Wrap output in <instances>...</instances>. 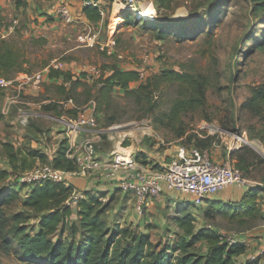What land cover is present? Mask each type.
<instances>
[{
    "label": "rangeland",
    "instance_id": "obj_1",
    "mask_svg": "<svg viewBox=\"0 0 264 264\" xmlns=\"http://www.w3.org/2000/svg\"><path fill=\"white\" fill-rule=\"evenodd\" d=\"M18 1L0 0V40L5 39L19 48L25 58L23 65L28 72L14 71L10 76L17 73H37L31 82L34 85V81L38 80L35 89L39 92L31 94L22 90L21 98L32 103H22V99L18 97V101L11 103L13 112L0 125V173H7L0 178V191L13 189L21 172L12 167L6 142H11L22 153L35 148L43 149L49 156L56 152L63 138H68L70 145L72 132L67 134V131H59V128L64 127V121L57 111L66 110L64 103L72 99V103H69L71 108L68 106L69 113L73 114L74 109L82 113L89 101L86 100L96 90L94 85L90 87V91L86 86H91L93 79L101 75L111 74L113 64L124 69H135L143 74L139 81L131 83L132 87L138 86L149 75L167 68L207 74L211 77V84L207 90L206 107L183 113L173 127L156 121V117L169 107L172 96L176 95L174 88L169 89V93L159 100L158 108L150 110L127 97L123 88L115 87L114 106L99 114L94 112L95 125L78 127L89 133L90 140H97L96 147L101 156L106 152H113L109 157L116 152H134L138 153L136 158L140 161L157 165L160 159L172 160L176 157L182 146L198 147L188 139V134L197 133L203 137L205 131L215 137L210 146L201 149H208L215 161L238 168L249 180L250 187L258 185L264 189V144L248 137L246 128L255 118L243 106L251 85L264 81V44H259L264 39V18L259 14L264 13V10L255 11L253 0H135L142 10L143 16L139 17L126 6L129 0H97L100 12L103 11L99 21H92L84 15V0H21L22 4H18ZM64 3L72 10L71 21L58 12V8ZM155 11V21L150 16H145ZM213 13H216L215 18L211 19ZM124 14L131 15L132 23L125 20ZM145 21H148L149 27L144 25ZM169 21L175 22L174 29L178 31H185L187 28L200 30L190 32L193 36H186L183 31L180 34L169 32L160 37L158 32ZM81 33H88L90 39L81 40ZM94 34L97 36L92 40ZM111 37L117 42L116 54H109L105 48V43ZM56 63L62 65L59 69L71 70L75 75L85 73L83 79L86 84L79 83L73 88L69 81L62 86L63 76H49L50 68ZM1 78L6 81L9 79ZM17 83L19 82H12ZM3 85L0 83V92L5 94V100L2 95V104L9 97L2 90ZM68 93H71L70 98ZM12 94L16 95L17 91ZM50 103L57 110L52 111L57 117L41 118L35 115L26 120L22 113L17 115L19 108L32 113L47 111L45 105ZM64 116L68 121L67 114ZM31 129L36 131L29 132ZM185 129V134L181 136ZM60 133L64 134L58 135ZM243 144L251 147L254 153L245 151ZM70 149L71 157H74V149ZM244 152L249 166L241 169L237 162L239 155ZM43 163L53 165L49 159L47 163L37 160L34 166ZM77 163L78 168L71 171L73 173L69 174V179L90 173L98 179L89 189L92 193H105L102 198L108 205L105 217L112 229L117 222L133 227L139 225L141 229L149 224L153 239L170 240L177 232H182L172 217L177 213V208L183 206L186 212L196 218L198 227L213 226L222 233L225 240L236 234L249 242L245 254L248 257L264 249V191L259 193L257 200L261 208L260 215L258 218L247 216L245 223L219 214L207 216L209 202L196 206L185 202L187 195L178 192L152 196L143 204L142 211H138L135 193L127 191V196H121L118 190L115 191L119 185H114L117 183L114 178H105L101 170L91 169L79 161ZM226 190L227 188L223 191ZM78 191L83 192L80 189ZM28 193V188L21 189L24 197ZM220 193L210 195L209 199H218ZM5 209L9 214L24 211L29 215L28 226L36 228L37 215L22 204V199L15 200L5 206ZM68 234L69 231L65 233ZM199 248L206 251L203 244ZM260 261L264 263L263 254ZM0 264L40 263L20 260L12 250L5 249L0 243Z\"/></svg>",
    "mask_w": 264,
    "mask_h": 264
},
{
    "label": "trees",
    "instance_id": "obj_2",
    "mask_svg": "<svg viewBox=\"0 0 264 264\" xmlns=\"http://www.w3.org/2000/svg\"><path fill=\"white\" fill-rule=\"evenodd\" d=\"M253 1L255 11L264 10V0ZM18 2L22 4L21 0ZM83 12L92 21H99L102 18L97 6L85 4ZM215 15L216 13H213L210 18L214 19ZM124 16L128 23H132L131 15ZM259 16L264 18V13ZM144 25L150 26L148 21H145ZM174 25V21H169L158 35L163 37L169 32L180 34L184 31L174 29ZM197 30L200 29L187 28L184 34L193 36L194 34L190 32L195 33ZM262 36L264 37V33ZM259 44L263 45L264 39ZM24 61V55L19 48L5 39L0 40V77L11 78L10 73L14 71L28 72V69L24 68ZM111 68V74L101 75L93 79L94 83L91 86H86L89 87L88 91L93 85L96 88L95 93L86 100L93 99L96 102L95 114L114 106V89L117 86L125 90L127 97L147 106L150 110L158 108L159 100L169 93V89L174 88L176 95L172 96L169 107L156 117V121L168 127H173L183 113L205 108L207 105V90L211 84V77L207 74L167 68L149 75L138 86L132 87V82L141 79L138 70L124 69L117 64H113ZM84 75L85 73L75 75L71 70L53 67L49 71L51 78L63 76L62 86L70 81L73 88L79 83L86 84ZM68 94L70 98L71 93ZM2 95L0 92V118L3 116ZM243 106L255 118L246 128L248 137L264 144V81L251 85ZM45 108L47 111H57L52 103L45 105ZM57 113L61 114V111ZM185 132L186 129L181 136ZM203 132V137L197 133H189L188 139L196 146L206 148L211 145L215 136ZM5 146L12 167L19 172L33 168L37 160L47 163L50 158L53 165L58 168L67 171H75L78 168L77 157L69 155L72 149L66 137L61 140L52 157L43 149L34 148L22 153L20 149L16 150L12 143H6ZM242 148L254 153L247 144H243ZM239 156L237 164L241 169H245L249 166L247 154L244 152ZM5 174L7 173L2 171L0 178ZM12 187L13 189L7 192L0 191V243L5 249L12 250L20 260L36 261L40 264H263L260 261L261 255L255 258L245 255L248 249L247 241L229 243L217 228L198 227L195 223L196 218L186 212L183 206H179L177 213L172 217L182 232H177L170 240L153 239L149 224L141 229L139 225L133 227L117 222L113 229L110 228L105 217L108 205L103 202L105 193L102 191L100 193H92L90 189L84 191L86 196L73 209L67 204L68 198L76 189L73 183L67 184L52 179L26 183L16 179ZM22 188L29 189L25 197L21 194ZM261 191H264L263 187L257 185L245 190L241 199L237 201L208 199L209 209L206 215L219 214L245 223L247 216L254 218L260 215L261 208L257 200ZM17 199H22V204L36 213V228L28 226L29 215L24 211L7 213L5 206ZM67 231L69 234L65 235ZM78 235L80 239L77 238ZM200 244L206 246V251L200 250Z\"/></svg>",
    "mask_w": 264,
    "mask_h": 264
},
{
    "label": "built area",
    "instance_id": "obj_3",
    "mask_svg": "<svg viewBox=\"0 0 264 264\" xmlns=\"http://www.w3.org/2000/svg\"><path fill=\"white\" fill-rule=\"evenodd\" d=\"M83 4L99 7V1L97 0H84ZM126 6L132 9L135 16H143L142 10L139 9L135 0H129ZM58 12L68 21L73 19L72 10L66 3L58 8ZM145 16H150L149 18H153L154 20L157 19L156 11ZM79 36L83 41L87 38L90 39L88 33H81ZM96 36L97 34H94L92 40ZM116 44V40L111 37L105 43L106 51L109 54H116ZM53 66V68H61L62 65L56 63ZM0 83L6 84L8 82L4 78H1ZM71 101L72 99H69L68 103H72ZM22 116L26 120L29 118V114L25 112L22 113ZM67 123L69 129L73 131V139L76 136L75 131H78V127L90 124L95 125L96 117L94 113L88 114L84 109L77 119L70 118ZM96 141L89 138L83 141L79 147L80 156H77L73 152L74 156L77 157V160L82 165L91 169L101 170L105 178H114L121 189L134 192L137 199L136 207L138 211H142L143 204L150 197L160 196L167 192L186 194L185 202L200 206L207 203L210 195L219 193L229 186H236L243 190L250 188L249 180L238 168L215 161L208 149L182 146L179 148L176 157L168 163L150 165L136 158L137 155L133 152L129 154L116 152L112 157L101 158L97 152ZM72 173L54 165L43 163V165H37L21 172L17 176V179L20 182L26 183H33L42 179H52L69 184L71 183L69 174ZM85 196L84 191L75 189L68 198L67 204L75 209L79 201ZM241 240L243 239L239 238L236 234L231 235L227 239L229 243ZM258 254L264 255V249L258 251L256 254H252L250 257L255 258Z\"/></svg>",
    "mask_w": 264,
    "mask_h": 264
},
{
    "label": "crops",
    "instance_id": "obj_4",
    "mask_svg": "<svg viewBox=\"0 0 264 264\" xmlns=\"http://www.w3.org/2000/svg\"><path fill=\"white\" fill-rule=\"evenodd\" d=\"M0 8H2V4L1 3H0ZM36 74L35 75H29L28 73H17L15 76H11V78H9L7 80L8 83H6V84L3 85L4 88L2 90H5L6 91V96L9 95V97H7V100L8 101L6 100L4 102V104H2V101H1L3 116H2V118H0V125L2 124V122L4 120L8 119V116L7 115L9 113L13 112V109H11V103L18 101V97L21 98L20 95L22 93V90H26V91H24V93L29 92L31 94H38L39 91H37L35 89V86H36L35 84H37L38 80L36 79L34 81V85L31 82V80L33 78H36V76H37ZM13 81H18L19 83L12 84ZM16 91H17V94L16 95L15 94H12V92H16ZM3 99L5 100V94L3 95ZM21 99H22V101H20V100L19 101L22 102V103H26V104L32 103V102L26 101L23 98H21ZM87 103L88 104L85 105L84 109L87 111L88 114L94 113V110H95V101L91 99ZM7 104L9 105L8 108H7ZM64 104H65L64 105V108H66V110H63L62 109L63 112H61V114H60V116L62 117L61 119L64 121V127L59 128V131L64 132V133L67 131V134H69V132H73V131H70L69 126H68V123H67V120L64 119V117H66V116H64V115L67 114V116H68L69 119L70 118L77 119L79 117L81 111L78 110V109H77L78 111H76V109H74L75 111H72L73 114H71V113H69L68 110H70L69 107L71 108L72 105L69 104V103H64ZM23 112L28 113L29 114V118H30V116H35V115L38 116V117L41 116V118H43L45 116L57 117V116H54L52 114V111H43V110H40V112L32 113V112L27 111L26 109H22V108H19V111H18V114L17 115L19 116ZM60 116L58 117L59 119H60ZM12 122H14V121H12ZM78 130H79V133H76V136L70 141V145L69 146L74 149V153L77 154V156H80L81 152L79 150V147H80L81 143L86 138H88L89 133H87V131H81V129H78ZM87 130L90 131L91 129H88L87 128ZM32 131H36V130L31 129V131H29V132H32ZM64 133H60L58 135H62ZM5 141H7V140H5ZM9 143H11V142H9ZM16 150H19V148L17 147ZM98 151H99V149L97 150V152ZM112 154H113V152H106L103 156H101L100 153H98V155L101 158L109 157ZM136 154H138V153H136ZM51 157H52V155H51ZM169 160H171V159H168V160H165V159L162 160V159H160L158 163L159 164H165V163H168ZM70 178H71V180H70L71 183H73L76 186V189L77 190L80 189V190H83V191L89 190V186H91V185L93 186L95 180H98V179H95L94 177H92L91 176V173L89 175L86 174L84 176L83 175H80V177H70ZM110 181H114V180H109V182ZM114 185L117 186L119 184L116 183ZM117 190L120 192L121 196H122V194H124L123 197H125V196L128 195V192L125 191V190H123V189H121L120 186L115 189V191H117ZM244 192H245V190H243V189H240L238 187L236 188V186H231L230 189H228V187H227V190L226 191H221V193L219 192L220 194L218 195V197H219V199H223L224 201H228V199H231L232 201H236V200H239V198L242 197V195H243ZM247 244H248V247H249L250 243L247 242Z\"/></svg>",
    "mask_w": 264,
    "mask_h": 264
}]
</instances>
